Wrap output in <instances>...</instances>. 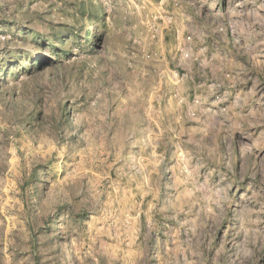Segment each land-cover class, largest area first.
Segmentation results:
<instances>
[{"label": "rangeland", "instance_id": "1", "mask_svg": "<svg viewBox=\"0 0 264 264\" xmlns=\"http://www.w3.org/2000/svg\"><path fill=\"white\" fill-rule=\"evenodd\" d=\"M0 264H264V0H0Z\"/></svg>", "mask_w": 264, "mask_h": 264}]
</instances>
